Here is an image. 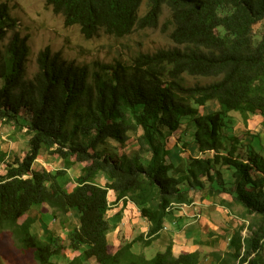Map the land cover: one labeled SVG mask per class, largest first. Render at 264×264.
Listing matches in <instances>:
<instances>
[{
	"label": "trees",
	"instance_id": "16d2710c",
	"mask_svg": "<svg viewBox=\"0 0 264 264\" xmlns=\"http://www.w3.org/2000/svg\"><path fill=\"white\" fill-rule=\"evenodd\" d=\"M144 2L47 0L67 27L78 26L88 40L158 29L167 8L162 29L172 46L140 53L130 63L92 66L47 48L33 80L26 79L30 37L22 35L9 5H0V122L17 133L25 128L29 136L27 150L12 163L0 150V171L6 165L0 173V230L12 234L33 264H206L203 258L264 264L261 136L249 130L254 137L246 143L228 133L232 113L246 125L260 117L264 128V0H149L141 16ZM188 79L198 81L190 86ZM212 102L220 109L201 115ZM185 135L191 138L184 141ZM132 139L131 153L118 156ZM192 144L198 156L182 157ZM43 151L58 157L63 169L33 170ZM76 166L83 167L73 180L68 170ZM197 201L231 214L239 208L241 224L226 222L224 234L207 237L228 241L230 251L175 254L173 243L152 259L135 251L160 237L174 210ZM121 202L149 230L133 241L121 237L114 248L108 234L117 225L109 211ZM41 208L55 220V231L45 236ZM72 211L79 226L70 223Z\"/></svg>",
	"mask_w": 264,
	"mask_h": 264
},
{
	"label": "rangeland",
	"instance_id": "374dc122",
	"mask_svg": "<svg viewBox=\"0 0 264 264\" xmlns=\"http://www.w3.org/2000/svg\"><path fill=\"white\" fill-rule=\"evenodd\" d=\"M148 1L149 0H145L141 7V16L148 10ZM2 3H7L9 5L10 14L18 20L19 30L22 35L30 37L29 46L31 54L26 66V79L28 80H33L38 73V57L40 53L47 48H50L54 54L62 55V57L69 62L92 66L95 62L112 64L116 61H122L130 63L131 60L140 53L153 54L161 49H167L172 46L168 35L165 34L162 29L163 23L168 17L167 8L164 9L165 14L161 20L160 28L158 29L135 30L131 35L121 39L102 34L100 37L88 40L81 33L78 26L67 27L64 17L56 14L53 8L47 3V0H0V5ZM196 81L198 80L188 79L190 86H194ZM219 109V104L217 102H212L207 105V107L201 108L200 114L204 115L216 112ZM232 115L234 116L232 119L233 123L229 125L228 133L245 139L246 143H250L254 136L248 132L252 130L254 131L253 133L261 136L260 143L264 148V128L261 125L262 119L260 117H254L246 125L243 120L239 118V115H234L233 113ZM183 130H186V133L190 132V129ZM26 132L27 129L24 128L21 133H17L11 126L2 125L0 122V150L8 154V162L12 163L16 154L23 155V152L27 150L29 136L26 135ZM182 133L183 132L177 133L172 139L171 146H173V148L178 139V135ZM190 138L189 135H185L183 140L188 141ZM134 143L135 140L132 139L130 141V145H132L128 150L125 147H119L117 151L118 156L130 154L131 151L129 150L135 147ZM189 149V152L183 153L182 157L188 158L190 154L196 156L199 154L194 146H190ZM262 154L264 156V151ZM175 156L176 155H174V157ZM178 157V155L175 157L177 161ZM52 160L53 162L51 163H53V166L59 164L58 161L60 159L58 157H53ZM1 166L6 165L2 164ZM2 171L4 172L5 168L1 169L0 173H2ZM192 206L195 205L193 204ZM195 207L194 209V207L192 208L188 205L181 206L180 212L187 218V221H191V223H193L192 219H198L199 217H201V219L203 218L199 223L192 225H201V227H203L202 229L208 232V234H224V228L229 227L226 222H230L232 226H237L242 223L236 215L239 208H236L234 211L235 213L231 214L227 211L224 212V209L219 206L214 207L209 202H204ZM192 214L193 217H191ZM39 218L43 228L40 233L43 236L52 231L54 232L53 226L55 220L46 209L41 208ZM78 220L80 222L79 215ZM171 229H175V227H171ZM231 229L232 228H230L229 231H231ZM113 231H115V229L111 232ZM59 232L62 236L67 233L64 230H59ZM10 234L9 231L0 230V264H33L30 258H25L23 256L22 251L16 246V240L13 238L12 234ZM138 236L140 235H136V237ZM128 237L131 241L130 234ZM171 241L169 233L163 231L160 237L150 246L143 247L138 244L135 247V251L144 254L148 259H152L158 253L164 252ZM219 242L220 250H225V245L228 241L219 240ZM219 248H217V250H219ZM214 249L216 248L210 245L208 250L203 253L210 254ZM67 256L68 258L74 257L72 253H68ZM203 262L209 264L211 263V259L208 261V259L203 258Z\"/></svg>",
	"mask_w": 264,
	"mask_h": 264
},
{
	"label": "crops",
	"instance_id": "0c3cea01",
	"mask_svg": "<svg viewBox=\"0 0 264 264\" xmlns=\"http://www.w3.org/2000/svg\"><path fill=\"white\" fill-rule=\"evenodd\" d=\"M193 146L196 148L195 145ZM53 157L55 156L48 155L47 153H44V151L41 152L39 159L35 162L33 166V170L40 171L42 169H46L49 171H57L63 169V164L61 163V160L58 161L59 164L53 166V163H51L53 162L52 160ZM82 167L83 166H76L69 169L68 170L69 176L73 180H75L81 174ZM100 183L102 185H105L106 179L101 178ZM75 186L76 183L74 181L70 183L68 186L69 191H73ZM110 196H111L110 201L111 202L114 201L115 200L114 194H111ZM199 204L202 203H200L199 201L194 203L195 206L197 205L199 206ZM195 206H191V207L192 208L194 207L195 209L196 208ZM48 213H50L51 215V211H49ZM117 214H121V215L117 216ZM135 214L136 212L130 206L125 207L122 202L119 203L118 205H112L109 211V218L111 224L113 225L116 224L117 227L115 228V231L109 233L108 242L114 248H117L121 245L122 242L121 237H123L126 241H130L128 237V235L130 234L131 241H133L136 235L147 234L149 230V223L144 220H140V221L135 220L134 219ZM178 217L180 218L178 219ZM191 217H193V214L191 215ZM198 219H192L193 223H191V221L188 222L187 218L184 217V215H182L180 210H174V212L167 217L166 227L164 231L168 232L170 235V238L172 240L170 244L173 243V250L175 254L192 253L197 251L203 253L206 250H208V247L210 245L213 248H216L214 250H217V248H219L220 246L219 240L221 238L214 237L212 240L207 241L208 240L207 237L209 236L208 232L203 230L202 229L203 227H201V225H197V226L192 225L199 223L200 221L203 220V218L201 219V217H199ZM70 222L75 226H79L80 222L78 220V212L72 211V213L70 214ZM171 227H175V229H171ZM215 235H220V233H217ZM202 242H204V244H201ZM227 246H228V242H226L225 245L226 249L224 251H230V249L227 248ZM91 264H96V261L92 260Z\"/></svg>",
	"mask_w": 264,
	"mask_h": 264
},
{
	"label": "clouds",
	"instance_id": "9594fccd",
	"mask_svg": "<svg viewBox=\"0 0 264 264\" xmlns=\"http://www.w3.org/2000/svg\"><path fill=\"white\" fill-rule=\"evenodd\" d=\"M118 39H121V38H118ZM44 153H46V152H44ZM6 166H1V169H3V168H5ZM5 173V171L3 172L2 171V173L1 174H4ZM182 206H185V205H182ZM192 206V205H191ZM181 207V206H180Z\"/></svg>",
	"mask_w": 264,
	"mask_h": 264
}]
</instances>
